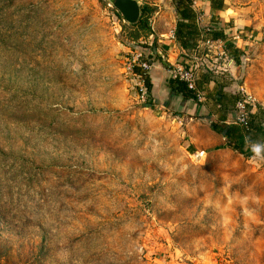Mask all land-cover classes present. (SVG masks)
I'll list each match as a JSON object with an SVG mask.
<instances>
[{"label": "rangeland", "instance_id": "1", "mask_svg": "<svg viewBox=\"0 0 264 264\" xmlns=\"http://www.w3.org/2000/svg\"><path fill=\"white\" fill-rule=\"evenodd\" d=\"M192 1L242 33L222 73L264 105V0ZM138 2L129 25L110 0H0V264H264V156L191 155L173 110L138 102L131 48L177 20Z\"/></svg>", "mask_w": 264, "mask_h": 264}, {"label": "trees", "instance_id": "2", "mask_svg": "<svg viewBox=\"0 0 264 264\" xmlns=\"http://www.w3.org/2000/svg\"><path fill=\"white\" fill-rule=\"evenodd\" d=\"M210 7L213 10H223L222 1L220 0H209ZM174 7L176 8V14H177V20L175 23V27L173 30V36L175 39V42L178 44V46L187 54L190 51L198 52L194 48H198L197 44L202 45V41L205 38H208L212 41L220 40L225 42L224 49L225 51L233 58L235 63L239 65L240 58L242 55V51L235 46L231 42H229V35L226 34V30L232 29V23H221V25L216 26L215 28H209L210 31L206 33L203 32V28L199 27V19L198 15L193 8V1L192 0H173ZM220 21L213 20L210 22L212 23H219ZM138 46H134L131 49L133 51L137 50ZM141 48L149 49L147 53L154 54L156 49V39H151L146 45L141 46ZM163 50H166V48L163 47ZM146 53V54H147ZM147 58V55L145 56ZM151 58V57H149ZM182 58V56H181ZM164 67H167L162 61V58H152V63L158 62ZM196 70V80H195V87L193 90H190L187 88L186 84L183 82H179L175 79L168 81V87L173 89L174 94L183 99L191 101L192 103L198 105H201L202 102L198 100L200 92V83L197 81L198 73H200L199 78L202 83H207L210 80L213 82H216L215 75L210 71L209 69L203 67H199ZM133 74L142 75L143 72L140 68L133 66L132 69ZM222 79L225 80V82L228 84L225 79V75H220ZM145 84L148 89L149 95L152 97V92L154 85L151 81V75L148 74L145 77ZM225 86V83H222L221 85H217L212 92L213 99H215L216 103L219 106L218 112L221 115L218 121L213 120L210 117H207L206 119L210 120L211 128L220 133L226 140V146L228 148H231L235 151H237L240 154H245V152H249L250 154H253L254 151L252 148H248V150H244L245 145H257V140L259 138H264V129H262L260 126L255 125L256 116L264 115V110L259 109V113L250 115L249 122L247 127H240L238 125H229L225 127L223 124L221 125L219 122L224 121L222 118V114L226 115L232 107H234L235 103L240 99V95H230L228 93H225L223 90V87ZM148 108V107H145ZM173 112L178 116L177 112L173 110ZM186 151L193 155L195 153L194 149L191 147V145L186 146ZM261 154L264 156V149L261 151Z\"/></svg>", "mask_w": 264, "mask_h": 264}, {"label": "crops", "instance_id": "3", "mask_svg": "<svg viewBox=\"0 0 264 264\" xmlns=\"http://www.w3.org/2000/svg\"><path fill=\"white\" fill-rule=\"evenodd\" d=\"M209 7H210V3H209ZM220 22L223 23V21ZM233 27L234 26L232 25V28ZM233 31L234 28L232 29V32ZM165 38H167V36ZM157 42H156L155 53L153 55L154 58H162L163 60L162 62L169 67L174 66L176 63L182 61V59L183 60L185 59L189 61V63H191V66L194 69L195 67H197L198 69H200L199 67H203V69L207 68L210 71H212V73L215 75L216 82L210 80L207 83H202L199 78L200 73H198L197 81L200 83V91H201L200 92L201 99L199 101L202 102V104L197 106L191 101L183 100L174 94L173 89L168 87V81L171 79H169L168 76L165 74L166 67L160 64L158 61L154 63V68L150 72L151 81L152 84L154 85L152 92L153 106L163 107L167 110L172 109L178 113L177 114L178 116L176 117L179 119L181 123L185 124L184 125L185 127L187 126L186 128L183 129L181 128V131L185 135H187V137L190 140L189 143L195 152L214 150V149H218L219 147L220 149L226 148L227 143L225 138L220 133L214 131L211 128L210 120L206 119L207 117H210V119L212 118L213 120L218 121L219 118H221L220 117L221 115L218 112L219 106L216 103L215 99L212 98L213 89L217 85H221L222 83H225V86L223 87L222 91L230 95H236L235 93L236 91L234 92V84H232L233 80L231 78H230L231 82L226 80L228 82L227 84L225 80L220 77V75L227 73V71L221 70L222 63L216 64V61L210 63L211 66L215 69L212 70V68L208 66L209 62H207L206 59L204 58L203 60L198 58L195 55L194 51H190V53L188 52L187 54H185V52L175 42V39L165 40V42L162 43L163 45H161V47L157 46ZM240 42L242 43L243 41L241 40ZM163 47L166 48V50H163ZM236 48L244 52V49H241L243 47H236ZM238 93L239 91H237V94ZM259 109L264 110V105H259L257 107V104H255V108L251 111V115L259 113L260 112L258 111ZM233 110L234 108L232 107L226 115L222 114L223 115L222 118L224 119V121L219 122L221 125L223 124L225 127L229 125H234ZM255 125H258L262 129H264V115L256 116ZM248 148L249 149L252 148L254 153L261 154V151L264 149V138H259L257 140V145L253 144V145L244 146V150H248ZM255 149H261V151H255ZM246 153L249 152H245V154Z\"/></svg>", "mask_w": 264, "mask_h": 264}, {"label": "built area", "instance_id": "4", "mask_svg": "<svg viewBox=\"0 0 264 264\" xmlns=\"http://www.w3.org/2000/svg\"><path fill=\"white\" fill-rule=\"evenodd\" d=\"M200 20V17H198ZM221 25L219 23H212L208 27L203 28V32L206 33L210 31L209 28H215L216 26ZM226 34L229 35V42L232 44H240L241 42V32H237L236 34L232 33V29L226 30ZM232 34V35H231ZM174 39V36L171 37ZM225 42L216 40L212 41L208 38L203 39L202 46L208 49H218L219 58L222 60V68L223 71H228L227 69H231L234 67V60L229 56V54L224 49ZM234 46V45H233ZM237 47V46H236ZM149 49L138 48L137 50L132 53L129 58L127 59V70L129 71L131 78L135 81V93L138 102L143 105V107H153V99L148 93L147 86L145 84V76L150 74L152 69L154 68V64L152 63V58L154 54L147 53ZM147 53V54H146ZM147 55V58L145 57ZM151 57V58H149ZM133 66H136L141 69L143 72L142 75H137L132 73ZM196 70L191 66V63L187 60L180 61L176 63L174 66H167L165 70V74L172 79H175L179 82H183L186 84L187 88L193 90L195 87V80H196ZM239 94V93H238ZM240 99L237 101L234 110H233V124L238 125L242 128L247 127L249 118L251 115V111L255 108V99L252 95L241 91ZM201 99V95H199L198 100Z\"/></svg>", "mask_w": 264, "mask_h": 264}, {"label": "water", "instance_id": "5", "mask_svg": "<svg viewBox=\"0 0 264 264\" xmlns=\"http://www.w3.org/2000/svg\"><path fill=\"white\" fill-rule=\"evenodd\" d=\"M111 5L129 25H135L141 17L138 0H110Z\"/></svg>", "mask_w": 264, "mask_h": 264}]
</instances>
